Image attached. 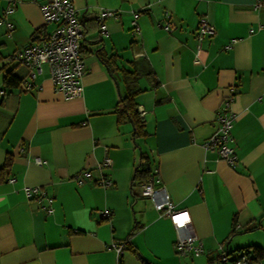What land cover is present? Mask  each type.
Wrapping results in <instances>:
<instances>
[{
	"label": "crops",
	"instance_id": "obj_1",
	"mask_svg": "<svg viewBox=\"0 0 264 264\" xmlns=\"http://www.w3.org/2000/svg\"><path fill=\"white\" fill-rule=\"evenodd\" d=\"M46 1L17 0L0 22V169L11 157L0 176V264H218L223 252L233 264L240 250L264 251V0H71L85 24L86 73L70 100L54 91L46 64L24 90L28 70L13 57L53 30ZM8 6L0 0V17ZM103 11L114 15L101 20ZM201 18L215 33L194 64ZM9 71L18 88H5ZM230 87L234 167L203 148ZM127 89L139 91L144 111L146 136L137 140L114 112ZM105 158L110 165L97 168ZM139 166L150 177L132 185ZM102 177L112 184L99 185ZM151 178L175 210L188 211L198 257L178 253L170 218L140 195ZM27 186L53 198L52 213L27 199ZM123 242L117 256L111 245Z\"/></svg>",
	"mask_w": 264,
	"mask_h": 264
},
{
	"label": "built area",
	"instance_id": "obj_2",
	"mask_svg": "<svg viewBox=\"0 0 264 264\" xmlns=\"http://www.w3.org/2000/svg\"><path fill=\"white\" fill-rule=\"evenodd\" d=\"M17 0H9V6L0 17V22L4 21L5 16L14 12ZM41 12L44 24H52L53 30L45 34L39 43L30 44L19 50L13 57L16 61L22 63L28 70L27 79L22 83L24 90L28 91L33 87L34 80L42 71V65H48L50 79L55 92L60 93L66 100L75 99L82 95L83 87L81 79L86 73V64L81 51V38L83 35V25L79 12L73 7L71 0H48L41 5ZM114 15L113 11H103L100 15L101 20L106 16ZM136 14L133 16V26L136 28ZM166 31H170L167 23L162 26ZM9 28H11L9 26ZM101 31L106 32L104 25H101ZM215 33V28L205 18L199 20L197 28V47L194 54V64H200V54L202 52L201 43L206 37H211ZM229 47V45L227 46ZM234 87L228 89V93L222 99V108L217 111L216 130L203 143L206 151H212L217 156L228 163L231 167L236 164L234 148L230 145L231 129L236 118L231 111L230 105L234 97ZM5 91L0 90V95ZM144 111L139 112L142 117ZM34 163L42 165L39 158H34ZM110 160L105 158L97 165V168L107 167ZM89 177V171L85 170L74 177L77 184H81L83 178ZM97 183L103 187H108L112 182L102 177ZM27 199L34 201L40 209L46 213H52L53 198L47 196L45 191L38 186H27L24 189ZM140 195L147 197L154 202L158 211L168 215L171 223L177 233L176 248L178 253H190L194 257L202 254V244L197 241L191 228V220L188 211L175 210L173 203L170 201L165 188L162 187L157 179L151 178L143 182L140 186ZM103 217H109L110 211L101 212ZM125 242L113 244L111 247L119 256L125 249ZM221 264L228 261L226 253L219 257ZM233 264H260L252 260L251 255L246 251L239 252Z\"/></svg>",
	"mask_w": 264,
	"mask_h": 264
},
{
	"label": "trees",
	"instance_id": "obj_3",
	"mask_svg": "<svg viewBox=\"0 0 264 264\" xmlns=\"http://www.w3.org/2000/svg\"><path fill=\"white\" fill-rule=\"evenodd\" d=\"M82 24L85 26L84 22L81 19ZM99 24V22H97ZM40 33V31H39ZM99 55L101 53L99 52ZM103 61L109 66L111 69L113 62L111 58H104ZM111 63V64H110ZM129 73H125L124 76H128ZM21 79H19L13 72L9 71L6 72L3 76V84L5 88L12 89V88H18L20 86ZM4 90V89H2ZM5 91V90H4ZM139 91L129 90L127 89L126 93L122 96H120L117 105L115 107L114 112L117 115V122L121 123L125 120H129L132 126V136L133 140H137L139 138H143L146 136L145 131V124L143 119L140 117L139 113L137 112V105L135 102V96L138 94ZM142 158V156H141ZM11 164V157L7 156L5 159L4 164L2 165L0 169V176H2L5 171L8 170ZM150 177V170L149 168L146 169H140V166L135 168L134 170V176L132 185H134V182L136 180H145ZM252 251L249 249H244L247 254L251 255L252 260L259 262L262 257H264V251L260 247L253 246ZM243 251V250H242ZM241 252V250H240ZM236 259V258H235ZM218 264H221L218 259Z\"/></svg>",
	"mask_w": 264,
	"mask_h": 264
}]
</instances>
